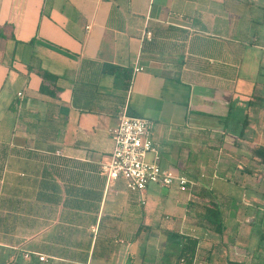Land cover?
<instances>
[{"label":"crops","instance_id":"obj_1","mask_svg":"<svg viewBox=\"0 0 264 264\" xmlns=\"http://www.w3.org/2000/svg\"><path fill=\"white\" fill-rule=\"evenodd\" d=\"M3 25L0 264H178L173 234L197 239L193 264H264V0H0ZM106 65L131 69L126 91ZM122 113L150 122V162L186 191L151 184L142 203L108 181Z\"/></svg>","mask_w":264,"mask_h":264},{"label":"built area","instance_id":"obj_2","mask_svg":"<svg viewBox=\"0 0 264 264\" xmlns=\"http://www.w3.org/2000/svg\"><path fill=\"white\" fill-rule=\"evenodd\" d=\"M149 35L148 32L147 36ZM141 70L142 66L135 65L132 76ZM150 127L147 119L122 113L118 125L112 131L113 149L109 161L101 165V171L108 181L122 179L129 191L141 196L142 203L143 193L151 184L176 185L180 191H186L193 184L185 175L147 160L148 153L154 154L157 159V143L152 137ZM28 256L29 253H26L25 257ZM37 256L40 261L46 260L44 255Z\"/></svg>","mask_w":264,"mask_h":264},{"label":"trees","instance_id":"obj_3","mask_svg":"<svg viewBox=\"0 0 264 264\" xmlns=\"http://www.w3.org/2000/svg\"><path fill=\"white\" fill-rule=\"evenodd\" d=\"M9 28L8 25H3L0 27V37L5 38L2 30ZM110 70H106L107 73L111 72L114 77L122 78L123 84L122 89L126 91L131 79V69L123 68L116 65H106ZM42 82L40 84V92L54 97L56 92L59 90L54 84L56 82L57 76L53 75L47 71H42L41 73ZM48 82V84L46 83ZM52 84V88L50 87ZM54 84V85H53ZM90 85H88L89 87ZM258 157L264 164V146H259L256 150ZM192 198V196H191ZM197 203V202H196ZM200 206L201 213L199 218L204 219L209 225L212 226L213 230L217 233L222 232V215L221 211L216 203L208 201H199L197 203ZM174 238L178 241L179 249L177 256L178 264H193V259L195 256V251L197 247V239L189 235L173 234ZM227 264H244L242 262L230 261Z\"/></svg>","mask_w":264,"mask_h":264},{"label":"rangeland","instance_id":"obj_4","mask_svg":"<svg viewBox=\"0 0 264 264\" xmlns=\"http://www.w3.org/2000/svg\"><path fill=\"white\" fill-rule=\"evenodd\" d=\"M152 159V153L147 154V160L150 161Z\"/></svg>","mask_w":264,"mask_h":264}]
</instances>
